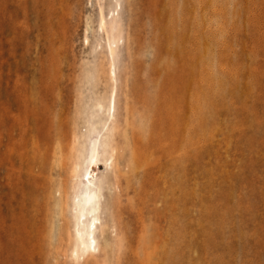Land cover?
Masks as SVG:
<instances>
[{
  "label": "rangeland",
  "instance_id": "1",
  "mask_svg": "<svg viewBox=\"0 0 264 264\" xmlns=\"http://www.w3.org/2000/svg\"><path fill=\"white\" fill-rule=\"evenodd\" d=\"M103 2L42 26L37 0H0V264H264V0H119L114 62L91 31ZM98 102L101 169L80 150ZM82 168L110 179L84 256Z\"/></svg>",
  "mask_w": 264,
  "mask_h": 264
},
{
  "label": "bare ground",
  "instance_id": "2",
  "mask_svg": "<svg viewBox=\"0 0 264 264\" xmlns=\"http://www.w3.org/2000/svg\"><path fill=\"white\" fill-rule=\"evenodd\" d=\"M62 1L63 0H37L38 19L42 26H47L48 22H51L53 26H58L56 25V17L59 18L58 14L61 10L60 5H62ZM100 1L104 2L99 4L96 18L92 21L93 24L96 23L97 29H91V31L103 39L104 43H100L99 45L100 47H106L112 62H114L119 47L123 44L124 33L122 15L118 11L119 0ZM78 20L79 24H81V16ZM129 25L131 26V22H129ZM45 28L46 27H44V29ZM86 30H89V26H87ZM88 39L89 37L87 36L85 40ZM94 108L95 110L89 115L90 118L87 117L88 120H86L85 124L86 131L81 134L80 150L84 152L85 147L89 144L91 148L88 167L94 166L97 169H101L102 166L109 167L108 162L112 159L108 139L112 131L109 121L115 118V104L111 102L107 109L104 110L105 106L103 103L98 102ZM132 152L134 158H137L136 150L133 149ZM89 168H82L81 171L76 173L74 179L75 190L72 195V207L75 220V252L82 256L99 251L100 244L98 243V235L102 236L105 234L108 236L102 222V210L105 198L104 190L110 179H106L104 175V177L99 176L98 178L92 175L94 179L90 181V184H83L84 182L81 178L85 179L91 174ZM119 173L120 177L126 176V173L122 171Z\"/></svg>",
  "mask_w": 264,
  "mask_h": 264
}]
</instances>
